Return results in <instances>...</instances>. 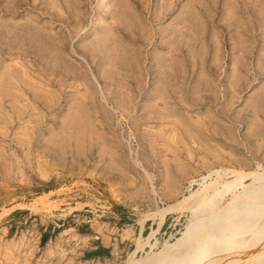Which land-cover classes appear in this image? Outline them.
Segmentation results:
<instances>
[{
  "label": "rangeland",
  "instance_id": "obj_1",
  "mask_svg": "<svg viewBox=\"0 0 264 264\" xmlns=\"http://www.w3.org/2000/svg\"><path fill=\"white\" fill-rule=\"evenodd\" d=\"M0 111V264H264V0H0Z\"/></svg>",
  "mask_w": 264,
  "mask_h": 264
},
{
  "label": "bare ground",
  "instance_id": "obj_2",
  "mask_svg": "<svg viewBox=\"0 0 264 264\" xmlns=\"http://www.w3.org/2000/svg\"><path fill=\"white\" fill-rule=\"evenodd\" d=\"M109 1L110 0H98V7H99V9L100 10H105L106 8H108V3H109ZM7 18V17H6ZM12 21V20H11ZM7 23V22H6ZM14 24V23H13ZM17 24V23H16ZM100 25H101V22H100V19H96L94 22H93V24L91 25V27H90V29H89V32L90 31H92L94 28H97V27H100ZM17 26V25H16ZM36 28V27H35ZM33 31V30H32ZM40 31V30H39ZM38 31V32H39ZM4 32V31H3ZM5 33V32H4ZM42 33V32H41ZM45 36V35H44ZM13 37V36H12ZM20 37V36H19ZM40 37V36H39ZM3 38V37H2ZM4 39V38H3ZM10 39V38H9ZM29 39V38H28ZM35 39V38H34ZM22 40V39H21ZM21 40H20V42H21ZM33 40V39H32ZM38 41V40H37ZM47 41V40H46ZM31 42H33V41H31ZM35 43H36V41H34ZM7 43V42H6ZM9 43V42H8ZM40 43V42H39ZM47 43V42H46ZM44 44V43H43ZM15 45V44H14ZM17 45V44H16ZM10 46V45H9ZM19 46V45H18ZM23 46H24V44H23ZM62 46V45H61ZM5 47V46H4ZM41 47V46H40ZM57 47V46H56ZM2 48V47H1ZM6 48V47H5ZM13 49V48H12ZM25 49V48H24ZM58 49V48H57ZM16 50V49H15ZM18 50H20V49H18ZM22 51V50H21ZM30 51V50H29ZM18 52V51H17ZM28 52V51H27ZM11 53V52H10ZM35 53V52H34ZM14 54V53H13ZM23 54V53H22ZM32 56V55H31ZM64 58V57H63ZM24 61V60H23ZM69 61V60H68ZM15 62V61H14ZM13 64H15V63H13ZM12 64V65H13ZM2 65V64H1ZM12 65H8L7 66V70L8 71H10V72H12V71H15L16 72V70H14V66H12ZM25 65H27V64H25ZM61 65V64H60ZM19 66V65H18ZM18 66H17V68H18ZM50 66V65H49ZM63 66V65H62ZM23 67V66H22ZM79 67V66H78ZM29 68V67H28ZM13 69V70H12ZM64 69V68H63ZM12 70V71H11ZM6 71V70H5ZM7 71V74L9 73ZM25 71V70H24ZM18 73V72H17ZM19 73H21V75H23V76H21L20 75V77H25L24 75H25V73L24 74H22V72H19ZM6 74V75H7ZM11 74H14V73H11ZM172 74V73H171ZM5 75V76H6ZM166 75V74H165ZM3 76V75H2ZM10 76V79L8 80V81H10L11 80V75H9ZM18 76V80L17 81H21V82H24L23 81V79H20V77H19V75H15V77H17ZM163 76V75H162ZM161 76V77H162ZM168 76V75H167ZM170 76V75H169ZM174 76V75H173ZM7 77V76H6ZM3 77H1V79H2ZM5 78V77H4ZM8 79V78H7ZM6 79V80H7ZM170 79H172V78H170ZM15 80V79H14ZM60 80V79H59ZM5 81V80H4ZM4 81H3V83H4ZM26 81V80H25ZM13 81L11 80V83L9 84V82H8V84H7V86L6 85H4V90H6L7 92H9L8 90H11L12 91V89H15L16 91H22L23 89H25V87L24 88H22L21 86H18V85H20V84H18V85H16L15 86V84H13L12 83ZM28 82V81H27ZM24 83H26V82H24ZM53 83V82H52ZM162 83V82H161ZM6 84V83H5ZM2 86H3V84H1ZM25 86V85H24ZM34 87V86H33ZM87 87V86H86ZM27 89H29V88H27ZM36 89V88H35ZM128 89V88H127ZM31 90V89H30ZM129 90V89H128ZM2 91V90H1ZM24 91V90H23ZM39 91V90H38ZM152 92V91H151ZM11 93V92H10ZM22 93V92H21ZM37 93V92H36ZM132 93V92H131ZM6 94V93H5ZM23 94V93H22ZM25 94V93H24ZM29 94V93H28ZM39 94V93H38ZM37 95V94H36ZM101 95V94H100ZM17 96V95H16ZM23 96V98H24V101L25 102H27L26 104L28 105V103H29V100L28 99H26L25 97H24V95H21V97ZM79 99H80V97H78ZM8 99V98H7ZM21 99V98H20ZM73 99V98H72ZM70 100V99H69ZM38 101V100H37ZM42 101V100H41ZM40 101V102H41ZM90 102V101H89ZM80 104H81V102H79ZM99 104V103H98ZM7 105V104H6ZM44 105H46V103H44ZM55 105V104H54ZM69 105H71V104H69ZM19 107V106H18ZM68 107V106H67ZM70 107V106H69ZM72 108V107H71ZM67 109H70V108H67ZM0 112H2V111H0ZM1 114V113H0ZM3 115H5V114H3ZM25 115V114H24ZM3 117V116H2ZM7 121H8V119H7ZM56 125V124H55ZM61 125V124H60ZM63 126V125H62ZM62 129V128H61ZM67 130V129H66ZM58 131V130H57ZM77 131V130H76ZM66 132V131H65ZM58 133V132H57ZM62 133H63V131H62ZM192 134V133H191ZM194 134V133H193ZM71 135V134H70ZM73 135V134H72ZM73 137V136H72ZM193 137V136H192ZM191 137V138H192ZM45 138V137H44ZM46 139V138H45ZM45 139L43 140V141H45ZM202 140V139H201ZM186 141V140H185ZM1 156V155H0ZM225 174H227L226 172H225ZM229 174H231V175H233V176H236V175H239L240 173H238L237 171H230L229 172ZM262 176L264 177V174H262ZM255 203H254V205H251V210H254V209H256V207L261 203V202H258L257 204H256V200L254 201ZM238 209V206L237 207H235V208H233L232 210H231V212H233L232 214H234V212H236V211H238L237 210ZM153 235V234H152ZM151 238V236L149 237V239ZM217 238H219V240H221V239H224L225 240V242H224V245L223 246H221V247H219V249L218 248H216L214 251H212L211 253H212V257H210L211 256V254H210V256H209V251H208V249L213 245V244H217ZM201 240H202V236L200 237V238H198V240H197V242L196 243H194V244H191L189 247H187V248H185V249H182V251L180 252V253H182L183 255L184 254H186V253H188V252H190V251H195L196 252V254H197V260H196V262H198V264H200L201 262L202 263H211V262H213V261H216V260H220V258L222 259V258H224V257H232V256H234V255H236L237 254V250H236V247L233 245V242H232V239H231V237H223V238H221L219 235H218V233L216 234V235H214L213 237H211V239L210 240H208V241H205L204 243H202L201 242ZM218 240V241H219ZM236 253V254H235Z\"/></svg>",
  "mask_w": 264,
  "mask_h": 264
},
{
  "label": "crops",
  "instance_id": "obj_3",
  "mask_svg": "<svg viewBox=\"0 0 264 264\" xmlns=\"http://www.w3.org/2000/svg\"><path fill=\"white\" fill-rule=\"evenodd\" d=\"M94 240L99 241V243L91 251L92 258L103 259L113 255L110 247H115L114 238H109V240H106L103 238V236L95 235ZM105 241L108 242V245H105Z\"/></svg>",
  "mask_w": 264,
  "mask_h": 264
},
{
  "label": "built area",
  "instance_id": "obj_4",
  "mask_svg": "<svg viewBox=\"0 0 264 264\" xmlns=\"http://www.w3.org/2000/svg\"><path fill=\"white\" fill-rule=\"evenodd\" d=\"M101 194V193H100ZM101 196H103V195H101Z\"/></svg>",
  "mask_w": 264,
  "mask_h": 264
}]
</instances>
